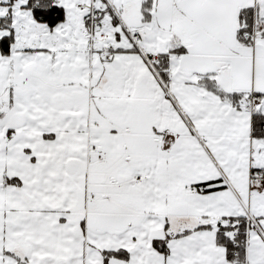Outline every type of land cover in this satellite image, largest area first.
<instances>
[{
    "label": "snow or ice",
    "instance_id": "1",
    "mask_svg": "<svg viewBox=\"0 0 264 264\" xmlns=\"http://www.w3.org/2000/svg\"><path fill=\"white\" fill-rule=\"evenodd\" d=\"M0 264H264V0H0Z\"/></svg>",
    "mask_w": 264,
    "mask_h": 264
}]
</instances>
